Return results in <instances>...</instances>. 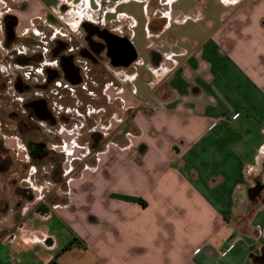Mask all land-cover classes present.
Wrapping results in <instances>:
<instances>
[{"label":"crops","instance_id":"0c3cea01","mask_svg":"<svg viewBox=\"0 0 264 264\" xmlns=\"http://www.w3.org/2000/svg\"><path fill=\"white\" fill-rule=\"evenodd\" d=\"M58 1L0 0V53L5 26L21 36L20 18L33 16L59 38L45 13ZM72 2L91 15L80 25L108 26L137 54L118 72L131 121L93 168L71 178L67 201L33 211L76 214L83 225L70 229L73 244L54 248L24 218L2 221L4 253L17 228L22 244L9 264H23L30 244L39 264H264V203L246 217L250 201L264 199V0Z\"/></svg>","mask_w":264,"mask_h":264},{"label":"rangeland","instance_id":"374dc122","mask_svg":"<svg viewBox=\"0 0 264 264\" xmlns=\"http://www.w3.org/2000/svg\"><path fill=\"white\" fill-rule=\"evenodd\" d=\"M72 1L59 0L45 11L47 22L60 26L59 38L52 37L54 27L33 16L20 18L16 31L21 36L6 42L4 38L2 44L8 50L0 53V140L14 163L10 170L0 171V222L16 223L24 218L30 228L52 237L54 248L59 249L72 239L70 229L83 224L76 214L66 210L52 208L48 217L33 211L40 205L67 201L71 178L94 167L104 146L124 132L122 122L131 121L133 111L123 107L120 68L107 62L89 65L78 55L67 60L70 52L85 44L80 19L91 16L83 3L74 6ZM22 3L23 9L27 2ZM133 12L137 17L141 14L139 8ZM18 74L26 85L16 88ZM43 106L49 115L40 120L35 110ZM125 131L133 130L126 125ZM28 142L44 145L42 151L36 152L41 157L28 154ZM107 183L101 182L98 187L104 188ZM15 234L16 239L8 242L12 249L4 253V244L0 247V255H6L2 264H9L10 256L20 257L14 250L22 245L18 228ZM37 249V244H30L25 254L21 252L26 258L23 264H39Z\"/></svg>","mask_w":264,"mask_h":264},{"label":"flooded vegetation","instance_id":"af4514ba","mask_svg":"<svg viewBox=\"0 0 264 264\" xmlns=\"http://www.w3.org/2000/svg\"><path fill=\"white\" fill-rule=\"evenodd\" d=\"M95 2V0H92ZM97 1V0H96ZM103 5V8L115 3L119 0H98ZM147 1L148 4H154V1L156 0H144ZM162 8V7H161ZM160 11H162L160 9ZM163 14H165L164 11H162ZM164 20L167 18V15H161ZM84 30V40L85 44L84 46H81L77 48L75 51L69 53V57L67 60L69 61L70 58H73L75 55H78L79 58H83L86 60V62L89 63V65L97 64H104L108 63L113 68H123L124 66L121 65L122 62L125 61V58H128L132 55L131 47L125 42L126 37H121L113 34L109 31L108 26L100 27V25L91 23L87 20L82 21L81 26ZM11 29V27L9 26ZM82 28V29H83ZM12 30V29H11ZM10 30L11 37L15 38V35L13 34V30ZM12 33V34H11ZM61 59L63 56L60 57ZM63 61V60H62ZM61 61V63H62ZM151 62L154 65H157L162 62V55L158 53L157 51H151ZM1 77V76H0ZM15 87H20L23 85H26L23 78L18 74L16 80H15ZM36 116L40 118V120H43L46 118V116L49 115V113L45 110L44 106L41 109H36ZM27 117L29 118V115L27 114ZM2 145H4V141L0 140ZM38 144V147L34 145V143L31 142V145L27 143L28 148V154L35 156V153L38 151H42L44 148V145L42 143H35ZM2 148V147H1ZM7 149V147H5ZM7 154H5V158H0L5 160L6 162L13 160L12 156L9 155V150L7 149ZM38 157H41V154H37ZM1 162V160H0ZM0 171H5V169H1ZM2 173L0 172V175ZM259 184V183H258Z\"/></svg>","mask_w":264,"mask_h":264},{"label":"trees","instance_id":"16d2710c","mask_svg":"<svg viewBox=\"0 0 264 264\" xmlns=\"http://www.w3.org/2000/svg\"><path fill=\"white\" fill-rule=\"evenodd\" d=\"M10 28L9 26H5V33H4V37H5V42L6 40H9L10 38L11 39H14V37L12 38L11 35L9 34L10 33ZM12 31V30H11ZM12 34V33H11ZM64 44V42H63ZM65 45V44H64ZM37 102H32V104H36ZM29 145H31V142H28ZM34 145L36 147H38V144H35ZM2 147V148H1ZM7 152V149L2 145L1 141H0V158H5V154ZM38 153H35V156L37 155ZM1 162H0V166H3V169H5V171H8L11 169V167L14 165L13 163V160L11 161H5L3 159H0ZM15 164H18L17 162H15ZM26 165V164H24ZM25 193V192H24ZM31 196V195H29ZM119 197H122V198H125L127 200H136V201H140V202H143L141 198H135V197H129V196H124V195H118ZM264 203V199H260V198H253L251 201H250V204H249V208H248V211H247V214H246V217H251V215L253 214V212L255 211V209L259 206H261L262 204ZM75 240V238H73V240H71L69 243H67L62 250H65L67 248H69L72 244H73V241Z\"/></svg>","mask_w":264,"mask_h":264},{"label":"water","instance_id":"95a60500","mask_svg":"<svg viewBox=\"0 0 264 264\" xmlns=\"http://www.w3.org/2000/svg\"><path fill=\"white\" fill-rule=\"evenodd\" d=\"M131 50H132V55L128 58H125V61L121 63V65L124 67H128L131 63H133L135 61V59L137 57V54L134 51V49L131 48ZM251 193H252L251 197H253V196H255V194L257 192L255 190H253Z\"/></svg>","mask_w":264,"mask_h":264},{"label":"built area","instance_id":"2783aa9c","mask_svg":"<svg viewBox=\"0 0 264 264\" xmlns=\"http://www.w3.org/2000/svg\"><path fill=\"white\" fill-rule=\"evenodd\" d=\"M165 1V0H164Z\"/></svg>","mask_w":264,"mask_h":264}]
</instances>
